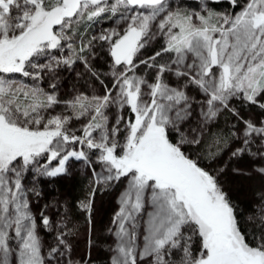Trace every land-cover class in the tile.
Returning <instances> with one entry per match:
<instances>
[{
  "label": "snow or ice",
  "instance_id": "snow-or-ice-1",
  "mask_svg": "<svg viewBox=\"0 0 264 264\" xmlns=\"http://www.w3.org/2000/svg\"><path fill=\"white\" fill-rule=\"evenodd\" d=\"M220 2L190 11L183 0H0V264H91L74 257L79 226L67 209L33 211L41 182L70 162L91 173L77 204L89 233L97 190L124 184L109 264H264V191L241 219L218 180L224 168L205 166L229 150L228 161L248 157L264 176V119L233 104L264 116V0H229L235 13L209 7ZM153 41L159 50L142 58ZM99 51L110 87L92 64ZM76 65L102 95L58 97L59 73Z\"/></svg>",
  "mask_w": 264,
  "mask_h": 264
},
{
  "label": "rangeland",
  "instance_id": "rangeland-1",
  "mask_svg": "<svg viewBox=\"0 0 264 264\" xmlns=\"http://www.w3.org/2000/svg\"><path fill=\"white\" fill-rule=\"evenodd\" d=\"M199 1L200 4L204 2V0H199ZM245 2L246 0H238L239 5H243ZM183 3L185 5L186 10H190V11L200 10L198 7V3L194 7H191V5L187 3L186 0H183ZM223 5L224 6L220 10H217V12L235 13L240 11L239 6L236 10L232 12L229 10V7L225 6L224 3ZM158 44L159 43H157L156 41L151 42V44L146 49L143 50L142 58H147L148 56L151 55L152 52L156 51ZM100 52L101 51L97 53V58H94L92 60V64L95 66V69L97 71L103 72L105 73V76H107L108 65L107 66L105 65V67L104 66L98 67L94 63V61L101 59V55L103 53ZM145 71L146 70L144 66L141 65L140 69H138V74L143 75ZM147 71L149 72V77H150L151 75L150 70ZM75 72L83 73V68L80 65H76L75 70L72 72L61 71L59 73L58 82L53 81L56 82L57 84L56 91L59 98L70 99L77 92H83L85 95H89V96L92 94H96V95L103 94L104 88L99 81L91 80L89 86V84H86V80L88 78L84 77L82 79L76 76ZM69 77L73 78L74 83L72 79L71 82L70 80H68ZM75 80H77L78 82L81 80L85 84L83 85L76 84ZM100 80L103 79L100 77ZM49 82L50 81L48 79H45L44 81L41 82V87H43L45 91H50ZM104 84L108 85L109 87L111 86L109 85L110 83L109 84L104 83ZM239 103H240L239 101H235L233 104L235 107L238 108L237 104ZM239 110L241 111V115H243L245 119H253V120L264 119V116H261L260 110L253 108L251 106H246L242 104L241 109ZM62 111H63V106L60 105L57 106L54 110H52V114L54 115ZM108 115H109V123L111 124L113 118L116 115L115 108L109 109ZM83 122H84L83 118L81 120H73L71 125H69V127L71 129H78ZM218 123L223 124L224 119L221 118ZM214 128L215 127H213L211 130L213 131ZM76 133H78V131ZM232 146L235 147L237 145H232ZM216 164L217 162H212L210 165L206 164L205 166L209 167L210 170H215L214 168L216 167ZM220 168L222 167L220 166ZM252 174H256L259 177L261 176L259 173L253 172V170H252ZM222 177L223 175L219 173L218 180L221 182L223 190H226V188L228 187L223 182L224 177L223 178ZM260 178H262V180L260 182V180L258 179L257 184H260V187H264V176H261ZM90 180H91V173L82 166V162H70L69 171L66 175L57 177L51 181L43 180L41 182L40 188L42 190V198L39 200L38 204L33 206V211L38 213L43 205L49 203H57L58 205H62L63 207L60 208V211L63 212L65 209H67L70 212L73 221L79 226V235L76 237V239L73 242L74 257L76 259H80L81 257H85L90 254L91 264H109L110 253L107 249L108 246L112 243V239L109 236L107 229L110 226V222L112 220L114 213L118 210L119 207L118 198L121 192L124 190V184L117 183L113 187L105 191L97 190L92 205V227H91V232L89 233L85 214L77 208V204L79 201L83 200L88 195ZM75 181L76 182L78 181L79 183L81 182L83 186H85V188H84V193H82V195H75L74 197L72 193H70V191L73 189ZM238 184L239 183L236 182L237 186ZM47 214L53 215L52 210H49ZM40 234L42 240H47L48 242H51L53 239L51 235H46L43 231H41ZM89 239H91L92 241L91 248H89ZM194 250H195V245H194ZM103 257L104 259L106 258V262H103L102 260Z\"/></svg>",
  "mask_w": 264,
  "mask_h": 264
},
{
  "label": "trees",
  "instance_id": "trees-1",
  "mask_svg": "<svg viewBox=\"0 0 264 264\" xmlns=\"http://www.w3.org/2000/svg\"><path fill=\"white\" fill-rule=\"evenodd\" d=\"M187 3H189L191 5V7H194L197 5V0H186ZM200 2V1H199ZM225 4V6L229 7L230 11H234L238 8L237 7H233L230 5L229 0H221L220 3H214L211 4L210 7H212L214 10H220ZM221 4V5H220ZM239 5V3H238ZM82 30L83 26H79ZM91 31V30H90ZM159 46V44H158ZM157 46V50H159V47ZM100 53H103L101 55V59L94 61V63L99 67V66H107L108 63H106L108 61L107 56L104 55V51H101ZM153 54V52L151 53V55ZM165 59H167V57H165ZM101 78L103 79L104 83L109 84L110 80L107 76H101ZM71 79L74 83V80L72 77H69L68 80ZM76 84H85L83 83L81 80L78 82L77 80H75ZM110 85V84H109ZM235 101H233L234 103ZM238 108L237 109H241V105L242 104H237ZM247 110V108H246ZM125 113L127 114V110H125ZM225 124H221L219 123V128L215 127L213 129V132L218 131L221 128H224ZM76 134H80V132L78 131V133ZM228 156H229V150L225 151L216 161L213 162H217L216 167L214 168L215 170H219L220 166L222 168H224L223 172H220L223 177L224 180L223 182L225 183V185H227L228 188H226V190H224L227 194L229 199L238 206V212L242 213L241 215V219H243L244 217H246L247 215L251 214L253 206L256 204L257 201V194L260 191H264V187H260V184L258 183V179L262 180V178H260L258 175L256 174H252V169L254 167V165L252 164L251 160L248 157H243L239 160H232V161H228ZM227 162V167L225 166V163ZM217 168V169H216ZM233 168H237L240 169L241 172H234L232 171ZM241 173H248L247 175L245 174H241ZM222 177V178H223ZM236 182H238V186L236 185ZM84 188L85 186H83V184L80 182H76L74 183V187L73 189L70 191V193H72V195L75 197V195H82V193H84ZM103 262H106V258L104 259V257L102 258Z\"/></svg>",
  "mask_w": 264,
  "mask_h": 264
}]
</instances>
